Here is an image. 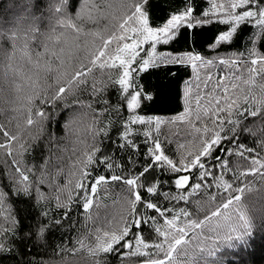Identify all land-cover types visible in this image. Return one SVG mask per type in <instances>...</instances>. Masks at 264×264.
I'll list each match as a JSON object with an SVG mask.
<instances>
[{
	"label": "snow or ice",
	"instance_id": "6c2138e0",
	"mask_svg": "<svg viewBox=\"0 0 264 264\" xmlns=\"http://www.w3.org/2000/svg\"><path fill=\"white\" fill-rule=\"evenodd\" d=\"M75 2L51 0L48 12L55 25H50L47 32L42 30L43 17L35 15L31 0L21 5L23 14L10 31L0 30V41L10 47V51L6 50L5 77L11 73L15 91L22 93L17 100L27 113L23 123H17L16 133L0 125L4 137L0 150L11 158L14 169L9 176L11 187L16 194L27 196H32L34 190L40 203L48 199L41 191L47 183L59 193L55 196L56 207L64 210L61 218L55 219L42 209L35 223L29 225L27 235L42 240L53 224L69 219L74 203L85 215L87 228L89 221L100 218V190L110 181H119L126 186L121 197L124 212L119 219L105 217L106 227L89 229L78 239L79 247L67 251H85L92 264H103L107 254L144 258L138 264H228V250L246 244L253 235V219L245 196L254 191V186L246 178L259 177L264 185V139L257 148L241 142L244 134L257 135L248 126L250 119L259 117L264 121V53L257 52L255 41L247 57L240 53L211 59L193 49L158 52L157 46L169 45L181 35L187 41L189 32L194 44L195 30L212 24L225 26L209 45L213 50L234 42L242 26L256 29L253 35L260 38L264 36V0H206L210 7L199 14L194 0H184L182 8L158 25L152 23L149 0H118V4L116 0H83L80 10L72 14ZM14 60L18 62L12 63ZM162 67H184L192 72L183 82L182 110L167 121L136 114L145 101L155 99L153 92L137 84L139 77ZM97 70L118 86L119 98L129 113L122 123L117 147L135 149L130 138L135 131L133 125L148 126L143 130L145 142L150 141L147 163L129 177L93 176L92 165L113 167L110 157L97 155L101 152L97 138L106 137L109 126L94 125L93 143L70 162L66 182L53 187L63 168L53 164L51 157L45 158L39 174L34 167L23 166V156L32 145L22 139V132L37 125L42 133L49 113L39 105L53 109L61 102L67 105L68 97L75 96L82 86L87 87L90 77L91 95L97 97L107 87L96 78ZM168 75L176 76L177 72ZM74 103L83 104L78 99ZM103 103L109 102L105 99ZM87 107L91 109L92 104ZM115 111H120L119 106ZM93 112L97 117L103 114L99 109ZM165 124L191 138L178 144L182 150L178 160L166 153L159 135H152V126L159 134ZM260 131L264 133V129ZM39 138L31 136L32 141ZM233 155L240 158L235 168L228 159ZM50 166L55 168V174L49 171ZM157 170L177 174L170 182L175 192L163 190L159 178L153 175ZM29 173L35 178H30ZM228 173L232 175L226 179ZM8 195L0 190V209ZM261 195L264 197V190ZM161 197L167 204L158 203ZM181 202L184 206L177 207ZM0 216L11 220L13 226L17 223L4 211ZM146 229L148 236L144 235ZM11 230L0 228V236ZM4 250L5 245L0 243V252Z\"/></svg>",
	"mask_w": 264,
	"mask_h": 264
},
{
	"label": "trees",
	"instance_id": "16d2710c",
	"mask_svg": "<svg viewBox=\"0 0 264 264\" xmlns=\"http://www.w3.org/2000/svg\"><path fill=\"white\" fill-rule=\"evenodd\" d=\"M28 0H0V30L10 31L16 24L18 17L23 14L21 5L27 3ZM51 0H31L33 11L36 16L43 17L42 30L47 32L50 25H55V20L50 19L48 5ZM99 2V0H97ZM118 4V0H116ZM184 0H149L148 10L152 15V23L154 25L161 24L168 16H170L178 8H182ZM39 4L37 10L36 5ZM83 4V0H76L74 14L79 11ZM194 7L197 14L210 7L206 0H194ZM106 21H101V24ZM91 26V25H89ZM225 26L212 24L203 28H197L195 34V43L193 37L188 33V39L185 41L184 36H179L169 45H158V52H183L189 49L200 52L202 55L211 59L216 56L231 57L242 53L245 57L248 55V49L255 47L257 52L264 53V36L257 38L253 35L256 29L251 26H242L239 34L231 44H224L213 50L209 45L213 43L219 31ZM183 32V30H182ZM145 47H148L147 45ZM10 47L3 41H0V125L7 128L8 131L16 133L18 131L17 123H23L26 118V111L21 107V101L17 100L18 94L12 83L11 73L5 77V64L8 63L7 51ZM81 56L83 53L80 54ZM144 55V53H141ZM18 61H12L16 64ZM169 72H177L176 76H169ZM192 75L190 68L173 67L150 69L147 73L142 74L138 81V85L154 93L153 101H145L137 110L136 114L148 117H155L162 120H169L182 110L181 91L183 82ZM97 79L107 84V87L97 97L91 95L92 78H89L87 87H83L75 96H69L67 105L64 102L59 103L56 108H46L44 105L36 104L45 108L49 113V119L44 122V130L41 133L37 125H33L30 129L22 132V139L31 143L29 151L23 156V166L34 167L36 173L39 174L40 166L45 158L51 157L53 164L63 168V174L56 177L53 187L63 185L68 179L69 164L80 155L86 145L93 143L91 130L93 126H103L107 124L108 135L106 137H98L97 143L101 146V152L98 156L110 157L109 163L113 164L111 169L105 168L104 165H92L91 171L93 176L112 175L129 177L147 163L146 154L150 146V141L145 142L143 130L148 127L144 125H133L135 129L130 137L135 145L133 148H118L117 143L122 133V123L128 119L129 113L126 104L120 100L117 91L118 86H113L108 81V77L101 76L99 71L95 72ZM103 87V84L99 85ZM80 100L83 104L74 103ZM108 100V104H104L103 100ZM91 103L92 108L87 105ZM119 106L120 111H115V107ZM16 109H19L18 111ZM93 109H99L103 113L99 117L93 112ZM35 110V109H34ZM249 127L257 133L255 137L244 134L243 143L252 148H257V143L264 139V121L257 117L254 121L250 119ZM152 130V135H159L164 143L166 153L173 159H179L181 149L178 148L179 143H187L191 138L182 130L172 125H162L161 132L158 134ZM31 136H39L38 140L32 141ZM4 141L2 133H0V142ZM230 147L231 145H225ZM73 149H76L74 155ZM170 149V151H169ZM259 151V149H257ZM223 155L222 153H218ZM264 154V153H262ZM60 157V160H57ZM19 159V157H17ZM230 165L235 168L239 157H228ZM214 163V162H213ZM246 163V162H245ZM12 160L0 150V190L9 193L3 209L5 216L14 217L17 223L13 226L11 220H6L4 216H0V228L10 227L11 231L4 236H0V243L5 245V250L0 252V264H92V260L85 251L72 254L68 249L78 248V239L89 230L96 227H106L104 218L115 217L117 220L121 213L124 212V203L121 197L126 193V186L119 181H110L109 184L102 188L99 192L101 198V207L98 211L100 218L95 222L89 221L87 228L85 227V215L79 205L74 203L69 219L62 220L61 224H53L45 233L44 238L37 239L35 235L29 237V225L35 223L36 216L42 209L48 210L50 215L55 219H60L63 209L56 207L55 196L59 193L53 192L46 183L41 186V191L48 197L47 200L37 203L36 197L39 195L33 190L32 196L24 193L16 194L9 181V176L14 173L11 167ZM49 171L55 174V168L49 167ZM159 178L163 185L164 191L175 192L174 186L171 185L175 173L157 170L153 173ZM232 174L228 173L225 177L229 178ZM30 178L34 179L33 173H29ZM91 179V178H89ZM151 179V177H149ZM254 186V191L245 196V203L248 206V212L253 219V235L246 244L236 245L226 253L228 264H264V197L261 192L264 190L259 177L248 176ZM195 182V181H193ZM159 204L165 205L167 202L161 197ZM175 203V202H173ZM170 206V205H169ZM177 207L184 206L181 202ZM6 210V211H5ZM34 232V228L32 229ZM147 229L144 232L148 236ZM223 251V249H222ZM144 258L119 256L116 254H107L103 257V264H138V261ZM211 259H217L213 257Z\"/></svg>",
	"mask_w": 264,
	"mask_h": 264
}]
</instances>
